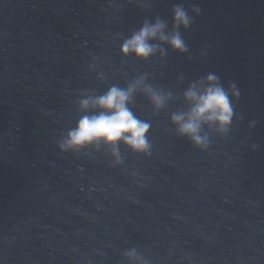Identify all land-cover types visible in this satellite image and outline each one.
<instances>
[{
	"label": "water",
	"instance_id": "1",
	"mask_svg": "<svg viewBox=\"0 0 264 264\" xmlns=\"http://www.w3.org/2000/svg\"><path fill=\"white\" fill-rule=\"evenodd\" d=\"M191 18L175 29L173 9ZM178 30L147 60L121 54L145 22ZM214 74L230 95L207 146L177 133L183 93ZM151 155L62 151L83 99L136 79ZM135 250L136 255L127 254ZM264 264V0H0V264Z\"/></svg>",
	"mask_w": 264,
	"mask_h": 264
},
{
	"label": "clouds",
	"instance_id": "2",
	"mask_svg": "<svg viewBox=\"0 0 264 264\" xmlns=\"http://www.w3.org/2000/svg\"><path fill=\"white\" fill-rule=\"evenodd\" d=\"M173 13L175 29L187 28L191 24V18L182 7H175ZM165 29V23L160 20L154 23L145 22L122 43L121 54H132L137 59L147 60L160 50L158 44L151 41L167 44L178 52L187 51L179 31L168 34ZM138 90L148 96L157 110L165 106L166 95L145 84L143 78L132 81L125 88L111 86L102 95L80 102L81 110H91L93 114L81 116L75 128L69 130L59 144L60 149L80 151L87 148L99 149L103 146L108 150L106 157L111 158L113 167L122 164L121 144L132 153L150 156L151 144L146 136L150 124L136 117L129 107ZM230 95L238 97L236 86L233 84L231 91L225 90L214 74H209L204 81L189 85L183 93L184 102L188 105L187 111L176 112L171 116L178 135L188 137L197 147H206L207 138L201 134L203 126H215L221 131H226L232 122L234 112ZM127 255L135 256V250ZM143 264L148 262L144 261Z\"/></svg>",
	"mask_w": 264,
	"mask_h": 264
}]
</instances>
